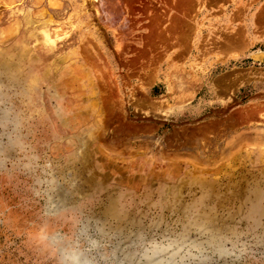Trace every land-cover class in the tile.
Returning <instances> with one entry per match:
<instances>
[{
    "label": "rangeland",
    "instance_id": "obj_1",
    "mask_svg": "<svg viewBox=\"0 0 264 264\" xmlns=\"http://www.w3.org/2000/svg\"><path fill=\"white\" fill-rule=\"evenodd\" d=\"M260 53L264 0H0V264H264Z\"/></svg>",
    "mask_w": 264,
    "mask_h": 264
},
{
    "label": "bare ground",
    "instance_id": "obj_2",
    "mask_svg": "<svg viewBox=\"0 0 264 264\" xmlns=\"http://www.w3.org/2000/svg\"><path fill=\"white\" fill-rule=\"evenodd\" d=\"M103 1H104V0H103ZM100 2H102V1H100ZM105 2H106V0H105ZM102 5H103V3H102ZM102 5H101V6H102ZM103 7H106V6H103ZM103 14H104V13H103ZM105 15H106V13H105ZM110 16H111V15H110ZM106 19H107V18H106ZM107 20H108V19H107ZM107 20H106V21H107ZM254 58L257 59V60L260 61V62H264V53L255 54ZM222 89H223V88H222ZM220 93H221V92H220ZM261 107L263 108V105H262ZM259 108H260V107H259ZM259 108H257V109L260 110L261 108H260V109H259ZM248 109H249V108H248ZM251 109H252V111H254V110H253V107H251ZM247 111H249L250 114L252 113L250 110H247ZM255 111H257V110L255 109ZM257 112H258V111H257ZM238 114L240 115V113H238ZM247 114H248V112H247ZM247 114H246V115H247ZM252 114H253V113H252ZM252 114H251V115H252ZM256 114H257V113H256ZM251 115H250V117H251ZM254 117H255V116H254ZM246 118H247V117H246ZM248 118H249V117H248ZM251 118H252V117H251ZM249 119H250V118H249ZM249 121H250V120H249ZM255 121H256V120H255ZM253 123H254V122H253ZM227 124H228V123H227ZM231 124H232V123H231ZM256 124H257V123H256ZM222 125H223V124H222ZM232 125H233V124H232ZM235 126L237 127V125H235ZM235 126H234V129H235ZM223 127H224V126H223ZM227 129H228V128H227ZM229 129H230V128H229ZM229 129H228V130H229ZM238 129H239V128H238ZM254 129H255V131H254L253 133H255V134L257 135L256 137L259 136V137H261V138H264V128H263V129H262V128L259 129V128H256V127H255ZM222 130H223V128H222ZM222 130H221V131H222ZM230 130H231V129H230ZM230 130H229L228 134L230 133ZM231 132H232V131H231ZM233 132H234V130H233ZM247 132H248V131H247ZM221 133H222V132H221ZM224 133H227V132L224 131ZM222 134H223V133H222ZM231 134H232V133H231ZM255 134H254V135H255ZM220 135H221V134H220ZM223 135H224V134H223ZM240 135H241V134H240ZM243 135L247 137V136L250 135V134L248 133V135H247V134H243ZM243 135H242V139L245 140V138H243V137H244ZM232 136H233V135H232ZM232 136H231V137H232ZM236 136H237V135H236ZM236 136H235V137H236ZM238 136H239V134H238ZM251 136H252V135H251ZM194 137H195V136H194ZM194 137H193V138H194ZM196 137H197V136H196ZM198 137H199V136H198ZM198 137H197V139H198ZM220 137H222V136H220ZM225 137H226V136H225ZM249 137H250V136H249ZM249 137H247V138H249ZM253 137H254V136H252V138H249V139H253ZM256 137H255V139H256ZM259 137H258V138H259ZM233 138H234V137H233ZM190 139H191V138H190ZM190 139H189V140H190ZM200 139H201V138H200ZM200 139H198V140H200ZM222 139H224V138H220L221 141H223ZM226 139H228V138H226ZM226 139H225V140H226ZM210 140H211V139H210ZM210 140H209V141H210ZM225 140H224V141H225ZM236 140H238V139H236ZM246 140H247V139H246ZM253 140H254V139H253ZM187 141H188V140H187ZM213 141H215V140H213ZM221 141H218V142H221ZM254 141H255V140H254ZM257 141H264V140H261V139H260V140H257V139H256V142H257ZM189 142H190V141H189ZM211 142H212V141H211ZM211 142H210V143H211ZM226 142H227V140H226ZM234 142H235V141H233V142L231 141V144H230V142H229V143L227 142V143L230 144V146H231V147H229V149L232 148V146H234V144H233ZM194 143H195V142H194ZM196 143H197V142H196ZM201 143H202V142H201ZM239 143H240V142H239ZM239 143H236V144H239ZM186 144H187V143H186ZM197 144H198V143H197ZM213 144H214V143H213ZM216 144H217V143H216ZM228 144H227V145H228ZM189 145H190V144H189ZM191 145H192V144H191ZM191 145H190V146H191ZM219 145H220V144H219ZM225 145H226V143L224 144V146H225ZM213 146H214V145H213ZM228 146H229V145H228ZM228 146H227V149H226L227 151L229 150V149H228ZM181 147H182V146H181ZM184 147H185V146H184ZM186 147H187V146H186ZM186 149H187V148H186ZM213 149H215V147H214ZM216 149H217V148H216ZM195 150H196V151L199 150V144L196 146ZM226 150L224 149L223 152H226ZM192 151H194V150H192ZM196 151H195V152H196ZM186 152H187V151H186ZM189 153H190V152H189ZM189 153H187V154H189ZM221 153H222V152H221ZM221 153L219 152V154H221ZM226 153H228V152H226ZM190 154H191V153H190ZM201 155H202V154H201ZM203 155H204V154H203ZM206 156H207V155H206ZM149 259H151V258H149ZM149 259L147 260V262L149 261ZM77 261H78V262H76L75 264H80V263H79V262H80V259H78ZM132 262H133V261H132ZM133 263L137 264V263H139V260H136V261L133 262ZM151 264H152V262H151Z\"/></svg>",
    "mask_w": 264,
    "mask_h": 264
}]
</instances>
